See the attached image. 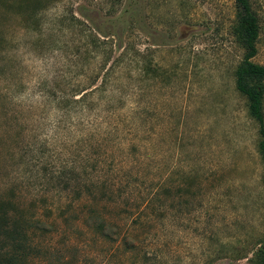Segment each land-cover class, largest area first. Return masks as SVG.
Returning a JSON list of instances; mask_svg holds the SVG:
<instances>
[{
  "label": "rangeland",
  "instance_id": "374dc122",
  "mask_svg": "<svg viewBox=\"0 0 264 264\" xmlns=\"http://www.w3.org/2000/svg\"><path fill=\"white\" fill-rule=\"evenodd\" d=\"M249 2L264 67V0ZM237 23L234 0H0V226L25 232L16 256L0 236V264H261L264 164L235 84ZM116 58L94 123L73 102ZM97 152L121 168L107 182L80 168Z\"/></svg>",
  "mask_w": 264,
  "mask_h": 264
},
{
  "label": "trees",
  "instance_id": "16d2710c",
  "mask_svg": "<svg viewBox=\"0 0 264 264\" xmlns=\"http://www.w3.org/2000/svg\"><path fill=\"white\" fill-rule=\"evenodd\" d=\"M235 4L238 8V23L236 26V35L239 39V42L243 48L244 56L243 59L238 66L237 70L235 71V84L236 89L239 93H241L245 98L247 99V105H248V112L252 119H254L258 126H259V134H260V141L258 143V150L260 154V158L264 164V113H263V98H264V87L262 85V81L264 79V67L255 64L252 59L257 54V47L256 43L259 37V25L258 20L255 15V13L251 9V5L249 0H234ZM95 37V38H94ZM90 37L92 42H97L98 38L96 36ZM95 48H99L100 46L95 45ZM105 51V48L103 49ZM107 53V52H105ZM117 58L109 65L107 68V64H100L99 66L94 65V69L97 71V75L94 79L91 80V87L89 88V91L85 92L86 90H83L80 94H82L78 99L74 100V104L77 106H80V111H83L82 106L84 104H90L88 111H90V114H92V120L94 123L97 122L99 119V114L97 115V109L98 104L97 100H91V96H103L108 92V88L111 86H115L116 82L113 78L114 74L118 71L117 70ZM119 69V68H118ZM97 94V95H96ZM106 98V97H105ZM108 98V97H107ZM111 98L110 103L113 102H120L123 106L126 103V99L129 98L126 95L118 96L115 98L114 96L109 97ZM103 100V97L100 98ZM101 101V100H100ZM60 103L64 104L66 107H63L60 109L61 112H63L65 115L69 114V111L67 109V105L70 104L68 100H61ZM92 103V104H91ZM75 106V107H76ZM115 107H110L107 111L108 113H114L112 109ZM135 111V110H132ZM82 118V117H81ZM79 119V124L81 125ZM83 119V118H82ZM97 134H94L93 139L96 140ZM83 141L78 142V145L82 144ZM97 151V150H96ZM94 158L98 157L97 159L93 160H85L84 156L82 157L81 154H79V163H83V166H80V168L85 171L89 164L90 170L94 171L93 173H88L89 177L96 176L98 177L94 182H100L101 177L103 178V181L107 182L110 179V174L117 173L119 169L118 164H115L113 162L110 164L107 168H104L105 162H102L99 158V153L97 152L94 154ZM90 159V158H88ZM93 161V162H92ZM92 162V163H90ZM88 163L87 165H85ZM102 163V164H101ZM105 175L108 177H105ZM167 176H165L162 180V182H156L151 183L152 186H146L148 187V193L147 197L142 198L139 201V204L135 205V209H139L140 206L143 208L147 207V209L152 204V201L154 200V196L157 193L158 189H161L164 183H166ZM262 180L264 183V173L262 176ZM150 184V183H149ZM148 184V185H149ZM140 208V209H142ZM138 211V210H137ZM143 212V210H140ZM140 212V213H141ZM135 215V219H138L139 214ZM113 229V228H111ZM25 232L19 228L16 224L7 225V224H1L0 226V236L3 238H6L9 240V247L13 250V256L18 255L23 249H24V239L22 237V234ZM116 239H113V241L120 240L125 241L127 237L122 236V238H119V232H115ZM109 236V234H108ZM111 236V235H110ZM3 248V246H2ZM144 257V256H143ZM145 257H147L145 255ZM144 261H146L149 264H157L158 261V255L153 253V255H150L149 257L145 258ZM259 261L261 264H264V244L262 245V248L259 252Z\"/></svg>",
  "mask_w": 264,
  "mask_h": 264
}]
</instances>
